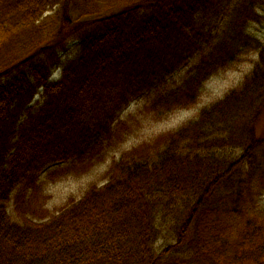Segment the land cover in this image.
Listing matches in <instances>:
<instances>
[{"label":"trees","instance_id":"obj_1","mask_svg":"<svg viewBox=\"0 0 264 264\" xmlns=\"http://www.w3.org/2000/svg\"><path fill=\"white\" fill-rule=\"evenodd\" d=\"M262 22L264 0H0V264H264ZM101 167L51 211L50 184Z\"/></svg>","mask_w":264,"mask_h":264},{"label":"rangeland","instance_id":"obj_2","mask_svg":"<svg viewBox=\"0 0 264 264\" xmlns=\"http://www.w3.org/2000/svg\"><path fill=\"white\" fill-rule=\"evenodd\" d=\"M253 31L256 35L264 39V22L255 25ZM255 59V55L248 56L244 62L238 66L222 71L212 77L206 83L196 105L188 109L178 110L162 122L152 123L139 133L137 137H133L131 141L127 143V146L130 147L132 145H138L161 134L162 132L176 129L187 120L193 118L202 107L210 105L211 103L221 99L230 89L240 85L243 78L252 69ZM58 76V73L55 74L53 80L57 79ZM40 98V96H37L36 99L38 100ZM257 130L260 135H264V114L258 123ZM105 170L106 167H101L89 176L71 178L50 184L47 188V193L51 195L48 201V206L51 211L56 216H59L64 212L67 205L72 202H79L83 198L85 190L91 181H97L100 184H105L107 182L103 174ZM158 244L159 246H162L163 240L161 239Z\"/></svg>","mask_w":264,"mask_h":264}]
</instances>
